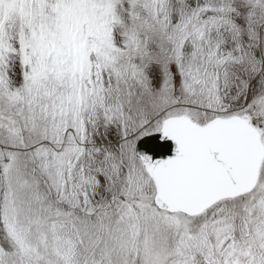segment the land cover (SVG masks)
I'll use <instances>...</instances> for the list:
<instances>
[{"label": "rangeland", "instance_id": "obj_1", "mask_svg": "<svg viewBox=\"0 0 264 264\" xmlns=\"http://www.w3.org/2000/svg\"><path fill=\"white\" fill-rule=\"evenodd\" d=\"M175 116L264 145V0H0V264H264V157L200 215L154 206L135 146Z\"/></svg>", "mask_w": 264, "mask_h": 264}, {"label": "water", "instance_id": "obj_2", "mask_svg": "<svg viewBox=\"0 0 264 264\" xmlns=\"http://www.w3.org/2000/svg\"><path fill=\"white\" fill-rule=\"evenodd\" d=\"M135 153L154 182V206L173 215L197 216L255 188L264 145L244 116L215 118L203 126L175 116L140 138Z\"/></svg>", "mask_w": 264, "mask_h": 264}, {"label": "crops", "instance_id": "obj_3", "mask_svg": "<svg viewBox=\"0 0 264 264\" xmlns=\"http://www.w3.org/2000/svg\"><path fill=\"white\" fill-rule=\"evenodd\" d=\"M136 154V153H135ZM137 156V155H136ZM142 167H144L143 166V164H142ZM144 169V171H146L145 170V168H143ZM147 173V172H146ZM148 174V173H147ZM150 177V176H149ZM149 177H147V179H149L150 180V178ZM144 180V179H143ZM151 182V181H150ZM154 183V182H153ZM89 188H92V191H93V196L96 198V199H100L101 197V195H104L105 197H107V190H105L103 187H96V184L94 183V185H91V186H88ZM155 187V186H154ZM136 189H139V186L137 185V187H136ZM116 192V191H115ZM154 196H155V194H154ZM154 196H153V199H154ZM140 202H142V200L140 201Z\"/></svg>", "mask_w": 264, "mask_h": 264}, {"label": "bare ground", "instance_id": "obj_4", "mask_svg": "<svg viewBox=\"0 0 264 264\" xmlns=\"http://www.w3.org/2000/svg\"><path fill=\"white\" fill-rule=\"evenodd\" d=\"M108 85V84H107ZM109 86V85H108ZM112 86V85H111ZM71 123V122H70ZM91 161V160H90ZM94 174V173H93ZM238 197H240V196H238ZM204 212V211H203ZM75 234V233H74ZM78 235V234H77ZM61 236V235H60ZM75 236V235H74ZM62 250L64 249V248H66V247H60ZM60 250V249H59ZM65 251H66V249H64ZM63 250V251H64ZM81 250V248L80 247H70L69 248V253L70 254H73V253H78L79 251ZM74 260H75V255L72 257Z\"/></svg>", "mask_w": 264, "mask_h": 264}]
</instances>
